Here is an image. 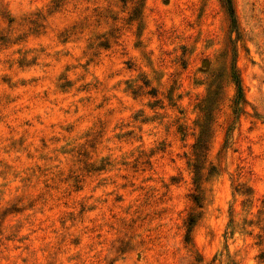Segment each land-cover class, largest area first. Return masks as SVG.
I'll list each match as a JSON object with an SVG mask.
<instances>
[{
	"label": "rangeland",
	"instance_id": "1",
	"mask_svg": "<svg viewBox=\"0 0 264 264\" xmlns=\"http://www.w3.org/2000/svg\"><path fill=\"white\" fill-rule=\"evenodd\" d=\"M230 1L0 0V264H264V0Z\"/></svg>",
	"mask_w": 264,
	"mask_h": 264
},
{
	"label": "trees",
	"instance_id": "2",
	"mask_svg": "<svg viewBox=\"0 0 264 264\" xmlns=\"http://www.w3.org/2000/svg\"><path fill=\"white\" fill-rule=\"evenodd\" d=\"M226 4H227L228 13H229V16H230V19H231L232 28H234V26H235V18H234V11H233V7L231 5V1L230 0H226ZM231 70H232L231 71L232 79H233V82H234V84L236 86V90H237L236 100H239L240 97H241V86H240L239 77H238V74H237V71H236L234 65H232ZM194 200H195L196 203H198L197 197ZM193 222L194 221H190L189 227H188V232L190 231V227L192 226Z\"/></svg>",
	"mask_w": 264,
	"mask_h": 264
}]
</instances>
